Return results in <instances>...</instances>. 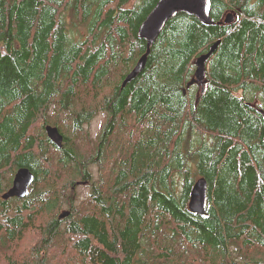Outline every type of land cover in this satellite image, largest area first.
<instances>
[{
    "label": "trees",
    "instance_id": "16d2710c",
    "mask_svg": "<svg viewBox=\"0 0 264 264\" xmlns=\"http://www.w3.org/2000/svg\"><path fill=\"white\" fill-rule=\"evenodd\" d=\"M137 1L0 0V195L34 176L0 198V264H264V0H210V27L179 13L123 84L158 0Z\"/></svg>",
    "mask_w": 264,
    "mask_h": 264
},
{
    "label": "water",
    "instance_id": "95a60500",
    "mask_svg": "<svg viewBox=\"0 0 264 264\" xmlns=\"http://www.w3.org/2000/svg\"><path fill=\"white\" fill-rule=\"evenodd\" d=\"M135 1V0H131ZM210 0H158L153 9L146 16L137 30V37L146 43L145 53L139 58L134 68L126 75L123 84L129 82L142 71L144 68L150 47L156 42L167 23L174 19L179 13H185L194 16L202 25L210 27L214 22L209 16ZM222 22L230 25L234 22L232 13H227ZM220 41L212 44L208 52L199 56L194 62L195 71L193 82L202 85L206 75V62L219 45ZM45 132L49 141L57 148H62L63 137L57 128L46 126ZM33 173L27 168H20L14 174L11 187L2 195V199L22 198L26 195L28 187L32 184ZM207 203V183L204 178L198 179L190 192L188 211L192 215L205 216ZM67 215L63 214L60 218Z\"/></svg>",
    "mask_w": 264,
    "mask_h": 264
},
{
    "label": "rangeland",
    "instance_id": "374dc122",
    "mask_svg": "<svg viewBox=\"0 0 264 264\" xmlns=\"http://www.w3.org/2000/svg\"><path fill=\"white\" fill-rule=\"evenodd\" d=\"M138 3L139 2L137 0L134 1V2L131 1L128 7H132V6H134V5L138 4ZM78 32L80 34H82L83 36L85 35V32H84V30L82 28H79ZM77 36L78 35H76V37ZM100 116L101 115H99V117L95 118L92 121V123H91V125L89 127H86L88 129V131H89V134H90L91 138H94L96 136L97 132H98V127H99V125L102 122V118H101L102 116L101 117ZM93 172H95V174H96V172H97L96 168L93 169ZM75 191L77 193L78 202H81L82 200H84L86 198V196L88 194V186L85 183H81L75 188Z\"/></svg>",
    "mask_w": 264,
    "mask_h": 264
}]
</instances>
